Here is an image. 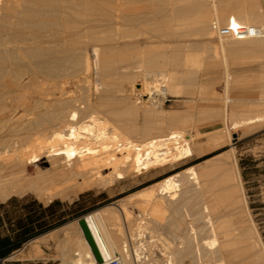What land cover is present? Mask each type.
<instances>
[{"label":"bare ground","instance_id":"1","mask_svg":"<svg viewBox=\"0 0 264 264\" xmlns=\"http://www.w3.org/2000/svg\"><path fill=\"white\" fill-rule=\"evenodd\" d=\"M114 1L0 0V192L2 197L31 191L42 199L50 200L57 196L68 198L71 196H69L71 191L81 192L115 180L135 177L151 169L193 156L192 139L176 129L156 137L153 134V137H145L143 141L138 142L139 131L134 125L136 120H132L134 116L137 118L138 113L135 110L137 107L133 109L134 106L131 104L133 96L125 94V98L117 104L119 106H114L115 103L111 102V97L116 91L123 89V84L127 83L125 81L131 79V81L128 80L130 84L135 81L139 70L143 71L145 80L154 76H159L158 80L164 84L167 80L164 72L155 71L164 62L147 49L151 40L144 37V32H139L134 42L124 43L120 51L123 58L120 59L114 57L116 51L113 52L112 45L102 42L107 34L103 32L104 38L100 35L103 38L99 40L100 44L94 36V40L90 38L92 34L91 36L89 34L94 30L97 31L96 28L113 30L117 28L118 21L114 19L116 13L123 14L125 21L130 25L138 23L143 27L150 20L146 3L152 0H122L123 3H119L120 5L116 4L117 1L113 3ZM177 11L201 15L202 27L209 30L207 33L213 30L215 21L221 25L231 22L244 23L264 30V10L261 0H199L177 8ZM87 14L91 17L95 15L96 18L93 16L95 19H90L88 15L90 19L88 20L85 16ZM121 19L124 21V18ZM60 23L66 31L70 29L69 35L60 34L62 33L59 31ZM151 24L148 26L150 29L156 25L155 23L153 27H150ZM84 28L89 31L86 32L85 29L84 32ZM154 29L159 30V27L155 26ZM219 39L225 67L223 70L227 75L224 84L227 102H245L264 109L263 86L258 87L259 95L254 98L236 99L230 96L232 73L228 62L231 55L238 57L258 55L264 58V35L248 39L222 37ZM133 45L140 49V52L136 51L137 53L133 51L136 54L134 56L129 53ZM90 51L94 55L93 62L90 59ZM192 57H182L178 53L172 55L169 62L173 69L167 82L171 87H174L183 76L185 77L183 69L189 65ZM122 63L130 66L131 63H135L138 70L126 69L127 71L124 70L125 73L120 75L118 65ZM93 65L97 76L95 88L99 95L97 94L96 101L91 102L84 97L85 101L82 100L83 98L80 99L86 104H77L78 100L72 97L74 92L64 91L62 88L63 91H60L59 86L62 84L59 83L71 79L77 88L81 87V82L89 81ZM41 79L51 80L53 87L59 85L55 89L59 88L58 91L63 98L58 97L50 89H44L46 84L42 87ZM11 82L22 86L21 93L14 95ZM187 83L189 84V81ZM50 86L52 88V85ZM165 89L144 88L139 95L141 102L162 107L168 95ZM136 91L135 89L133 92ZM46 95L50 98H46ZM35 97L37 99L31 104ZM123 109L134 115L133 118H130V114V119L123 118L125 113ZM171 114L169 118L174 121L173 125H179L177 122L179 113L174 111ZM144 116L148 126L146 135H150L151 127L155 126L156 120L162 119L153 120L154 113L149 111H145ZM263 121L264 112L254 117L235 120L232 128ZM31 168L34 170L33 173H30ZM186 175H189L188 180L185 179ZM184 179L189 182L192 180V184H198V171L190 167L183 174L177 173L165 178L156 189H150L146 194L145 203L152 201V210L155 214H159L168 206L176 211L181 209L182 205L191 203L194 196L190 187L183 189L181 197L175 194V191L180 190L179 180L183 182ZM119 208L127 222L129 216L124 214L123 208ZM218 208L213 214L206 204L203 208L202 222L187 223V233L184 231L185 234L181 239L182 246L174 248V251L172 249L173 253L167 259L168 264H194L193 262L196 264H264L262 247L258 251H253L252 243L247 244L249 241L246 237L250 227L248 231L247 227L239 231V221L232 217H230L232 219L228 218L230 215L228 216L227 207ZM119 215L121 214L117 207L110 205L85 219L103 258L119 256L124 264H138L137 260L143 252L144 238L151 237L148 220L128 226L127 237L119 228ZM186 216L190 220V211ZM62 230L65 242L58 255L61 264H98L85 237L78 236L73 225L64 226ZM56 231H51L49 235L55 236ZM121 240L128 244L121 245ZM40 241L43 242V239L41 238ZM187 242L190 243L185 246ZM137 243L139 246H136ZM233 244L238 248L230 252L228 247ZM193 252L196 255L195 261L187 262L186 258ZM208 256L216 258L217 261L210 262ZM237 256L240 257L239 260L235 259Z\"/></svg>","mask_w":264,"mask_h":264},{"label":"rangeland","instance_id":"2","mask_svg":"<svg viewBox=\"0 0 264 264\" xmlns=\"http://www.w3.org/2000/svg\"><path fill=\"white\" fill-rule=\"evenodd\" d=\"M115 1H117V5L123 3L122 0ZM115 1L113 3H115ZM192 1L194 3V1L198 2L199 0H152L146 3V5L148 4L146 10L150 18V20L146 22V26L142 27V25L138 23H132V25L135 26L127 24L123 14L116 13L114 19L116 22H119H117V28H114V30L96 28L97 31H92V28V32H89L90 34H85H89L90 36L92 34V37L90 38L93 39L94 36V39H96L98 44L101 43V41L99 43V40H102L107 34L102 42L105 44L109 43L108 45L110 46L112 45L113 52L116 51L114 57L120 59L123 58L120 51H122L124 43L134 42L141 31L145 33L144 37H148L149 40H151L149 43L150 46L147 49L164 62V64L157 67L155 71L164 72V74L167 75L165 84L168 88L165 89L164 82L161 83V81L158 80L159 76H154V78H148L145 80L143 71L139 70L137 71V78L135 81L132 79L134 82L132 81L133 83L131 84V79H128L130 80L129 82L128 80L125 81L127 83L124 82L123 89L116 91L113 94L114 97H111V102L115 103L114 106H119L117 104H120L121 100L124 99L126 95L133 96L131 104L134 106L133 109L137 107V109H135L138 112L136 115L137 118L131 113L126 112L124 109L123 111L125 113H123V118L128 120L129 114L131 119L134 116V119L132 120H136L134 125L138 128V133L141 134H137L138 142L143 141L145 137L151 138L154 135L155 137L165 135L173 129H176L183 132L184 135H187V138L192 139L191 146L194 150L193 156L182 161L151 169L148 172H143L135 177L115 180L112 183L92 187L81 192L71 191L69 193V196H71L68 198L57 196L50 200L42 199L39 198L36 193L31 191L23 194H11L7 197H2L0 192V218H3V222H1L0 225V236L9 235L14 242L19 243V247L5 257L7 258L6 264L61 263L58 259V255L65 242V236L62 230L63 227L70 224L73 225L75 231H77L76 234L84 238L78 220L82 217L86 218L91 216L93 213L110 205L117 207L119 210V214H121L119 215L120 226H117H119L127 237L128 226L135 225L142 220H148L151 237L144 238L143 252L141 257L137 260L138 264H168L167 259L173 253L174 248L176 249L179 246H182L181 239L185 232L187 233V223L202 222L203 208L206 204L210 207V211L213 214L217 212L218 207H227L228 216L230 215L228 218H233L239 221V231L246 227L248 231V228L250 227V232L248 231L250 235L248 234L246 237L247 239H245L249 241L247 244L252 243L251 245L253 246L251 250L258 251L262 247V255L264 254V121L232 128V123L235 120L254 117L263 113L264 109L245 102H227L224 88L227 75L223 70L225 67L222 61L223 56H221L222 51L219 37H217L214 30L207 33L209 30L202 27L201 19L203 18L200 17L201 15L199 16L177 11V8L185 7L188 4H191ZM208 3L211 5V1ZM88 15L91 17L90 14L85 16L88 18ZM85 16L84 19L87 20ZM93 16L95 15H92L90 19L96 18V16L95 18H93ZM121 18H124V21ZM90 19L88 18V20ZM149 22L152 24L155 22L156 25L155 23L152 25ZM197 22L199 23L197 24ZM148 23L151 24L150 27H153L154 25L156 28L159 27V30L156 29L155 31V26L150 29ZM137 25L139 27L141 26L139 31ZM62 26L63 25L61 24V28L58 27L60 28L59 31L62 32L60 34L69 35L70 29H67L66 31ZM128 28L130 31H128ZM85 29L86 28H84V32ZM108 30L110 31L109 33ZM88 31L89 30L86 32ZM97 33L98 36L101 35L103 38L101 36L98 37ZM110 35L113 36L111 37ZM121 36H123V38ZM106 39L108 40L106 41ZM111 40L117 41L112 42ZM136 48L137 47L133 45L129 49V53H131L132 56L136 55L134 52L140 50L139 48ZM214 50H216V52ZM174 53H178L182 57H193L191 58L192 60H190L191 62H189V65H186L183 69L185 77L183 76L181 78L182 80L179 79V82H177L174 87H171L167 82H169L168 77L173 69L169 60ZM93 57L94 55L92 54V51H90L91 62H93ZM228 62L232 73L230 96L236 99L257 97L259 95L257 92L258 87H264V58L258 55L250 57L231 55L228 58ZM129 66L130 65L125 63L119 64V74L123 75L125 73L124 70L126 69L131 70V68H133V70H138L137 64L135 63H131V66ZM93 69L89 74V81L81 82V87L77 88L71 79L59 83L62 84L63 87L66 86L65 88L61 85L57 86L64 91L67 90L74 92L72 97L73 99L75 98L78 100L77 104H86L84 102L86 98L91 102L96 101L95 99H97L99 93L95 88V78L97 76L95 74L96 68L94 65ZM188 73L189 75H187ZM81 79H83V77H81ZM188 81L190 85L187 83ZM40 83H42V87L46 84L44 89H50L51 92L53 91L58 97L63 98L60 92L63 90L61 89L58 91L59 88L55 89L57 86L53 87V82L51 80L41 79ZM49 84L52 85V88H50L51 86ZM10 85L13 86L11 87L14 95L21 93L22 86H17L16 83L12 82ZM146 87H154L155 89H160L162 87V89L167 90V99L162 107H154L141 102V97H139V95ZM129 89H131V91ZM135 89L137 91L134 93L133 91ZM82 91L84 93H82ZM45 97L50 98L48 95ZM80 98H83L82 100H84V103H82ZM35 99H37V97L31 101V104L34 103ZM113 99L114 101H112ZM145 111L154 113L155 118L153 117V120H156V118L162 119L161 121L156 120L157 122L155 126L151 127L150 135H146L148 126L144 116ZM174 111L179 113L178 119L180 121L177 119L179 125H173L174 121L169 118ZM155 115L159 116L156 117ZM159 129L162 130L159 131ZM190 167H193L198 171L199 183L192 184V180H190V182L185 181V179L188 180L189 176L186 175L183 181L185 183L179 180L181 184L180 190L175 191V194L177 193L176 195H180L181 197L183 189L185 187H190L194 196L193 201L195 202L193 203L192 201L191 203H186L182 205L181 209L176 211L172 208H168V206L159 214H155L152 210V201L145 203L147 199L146 194L150 189H156L165 178L177 173L183 174ZM33 172L34 170L31 168L30 173ZM195 195L198 196L196 197ZM224 195L226 196L224 197ZM222 198L224 199L222 200ZM120 202L122 206L120 205ZM49 206L51 207L48 208ZM119 207L123 208L126 216H129L127 222L125 221L124 215ZM234 210H237L239 213ZM189 211L191 215L190 220L186 216L187 213L189 214ZM30 217H34L35 219L45 218L49 224H55L58 222H61V224L42 235L24 240V228L21 226L29 223ZM35 226L37 227L38 224L36 223ZM54 230H57L56 235L50 236L49 233ZM41 238L43 239V242L40 241ZM126 239V241H128V238ZM123 241L124 240H121V245H124L125 243L128 244ZM189 243L190 242H187V244L185 243L184 245L188 246ZM184 245L183 248H185ZM251 245L249 246L251 247ZM136 246H139V243H137ZM236 247L237 245L235 244L230 245L228 250L230 252L233 250L235 251V249L237 250L238 248ZM239 256L235 257V259L239 260L241 257ZM208 257V260L212 263L217 261L216 258L211 256ZM262 257L264 260V255ZM186 259L187 262H189L188 260L195 261V253H190ZM193 263L196 264V262Z\"/></svg>","mask_w":264,"mask_h":264},{"label":"built area","instance_id":"3","mask_svg":"<svg viewBox=\"0 0 264 264\" xmlns=\"http://www.w3.org/2000/svg\"><path fill=\"white\" fill-rule=\"evenodd\" d=\"M264 9V0H261ZM213 30L217 37L229 39H248L261 37L264 35V30L255 26L244 23H233L221 25L218 22L213 23ZM7 258H0L1 264H6ZM61 264V263H59ZM98 264H124L119 256H112L108 260H104Z\"/></svg>","mask_w":264,"mask_h":264},{"label":"trees","instance_id":"4","mask_svg":"<svg viewBox=\"0 0 264 264\" xmlns=\"http://www.w3.org/2000/svg\"><path fill=\"white\" fill-rule=\"evenodd\" d=\"M50 207L51 206H49L48 208H50ZM1 222H3V218H0V225H1ZM36 223L38 224L37 227L35 226ZM19 224H20V222H19ZM60 224H61V222H58L55 224H49V222L45 218H43V219L36 218L35 219L34 217H30L29 223H27L24 226H21L22 228H24V230H23V234L25 235L24 240L42 235V234L54 229L55 227L59 226ZM18 247H19V243L14 242L13 239L9 235L0 236V258H5L11 252L16 250ZM0 264H1V262H0Z\"/></svg>","mask_w":264,"mask_h":264},{"label":"water","instance_id":"5","mask_svg":"<svg viewBox=\"0 0 264 264\" xmlns=\"http://www.w3.org/2000/svg\"><path fill=\"white\" fill-rule=\"evenodd\" d=\"M78 223L81 227V230L83 232V235H84L87 243L89 244V246L93 252V255L96 258L97 263H102L104 260H108L109 258L108 259L103 258L98 246L96 245L95 240L92 237L91 232L88 228L86 219L84 217H82L78 220Z\"/></svg>","mask_w":264,"mask_h":264},{"label":"crops","instance_id":"6","mask_svg":"<svg viewBox=\"0 0 264 264\" xmlns=\"http://www.w3.org/2000/svg\"><path fill=\"white\" fill-rule=\"evenodd\" d=\"M210 138V137H209ZM209 138H208V140H209Z\"/></svg>","mask_w":264,"mask_h":264}]
</instances>
